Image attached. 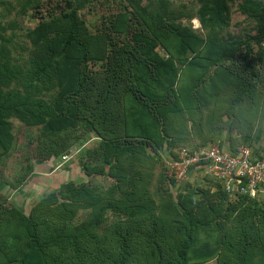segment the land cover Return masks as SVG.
I'll return each mask as SVG.
<instances>
[{
  "label": "rangeland",
  "instance_id": "rangeland-1",
  "mask_svg": "<svg viewBox=\"0 0 264 264\" xmlns=\"http://www.w3.org/2000/svg\"><path fill=\"white\" fill-rule=\"evenodd\" d=\"M0 1H3L0 5V35L4 36L0 37V48L5 45L4 51L0 49V64L6 58L10 65H14V69L29 70L31 61L40 57L39 53L34 52L38 46L36 43L41 37L53 43L55 34H59L63 26L58 24L59 28L55 30L38 27L39 12L45 11L44 5H39V12L26 8L22 13L21 5L24 0ZM33 1L41 3L44 0ZM159 1L154 0V4ZM204 1L169 0L164 10L174 21L180 19L183 24L196 31L195 34L208 39L213 37L214 32L209 31V24L203 25L200 16H203L204 22H208L213 12L210 8L217 3V6L220 5L221 0H206L205 4L210 8L209 11L207 9L202 12L200 7ZM243 1L226 2L227 11L221 10L219 14V22L223 24L221 29L214 30L223 37L222 42L226 44L234 43L239 38L246 39L255 33L254 21L238 10ZM125 4V0H90L78 13L87 31L96 35L110 19V15L120 11ZM132 29V26L128 28L129 34ZM116 34L117 41L114 44L122 43L124 35ZM100 38L91 39L89 52L97 59L88 62L90 70L100 71L99 62H106L105 59H99L104 48ZM132 43L136 44L135 41ZM249 44L251 53L248 64L241 61L240 53L236 57L226 58L218 70L210 65V69L204 74L208 76L196 89L190 88L193 83L188 73L179 76L175 87L181 88L183 94H176L178 102L170 104L169 112L156 116L153 132L158 134L156 139L159 145L155 147L151 140L140 142L147 147L149 158L143 159L145 162L139 166L140 171L137 174L134 173L136 168H133L137 166L135 158L143 155V151L140 149L135 153L136 151L117 150L118 161L111 164V171L115 175H122L119 184L108 174L85 175L83 165L84 162L103 161L98 131L102 125L109 132V125L113 120L109 121L106 116L124 113L122 109L129 108L131 101L134 103L130 90L126 93L121 90V86L114 87L109 105H106L98 101L103 98L100 92L103 86L89 82L74 97L77 99L76 103H72L71 100H66V79H58L53 73L51 81L46 78L44 83L38 81L40 91L30 92L33 99L45 101L48 105L55 104V107L62 105L63 101L69 103L60 107L65 114L58 120L46 117L42 123H36L34 121H39L38 117L33 119L29 116L25 119L10 115L6 118L9 127L0 133L3 142L0 148V200H4L7 208L13 207L26 216L33 215L39 227L49 218L47 223L51 224V241L58 242L51 245V264H55L52 260L55 254L73 256L75 253L74 246L67 242L73 235L60 239V233H67L72 227L92 219L99 213V207L105 208L102 210L103 221L95 228L98 241L84 242L80 250L84 261L80 264H91L92 256L97 257L99 264H114L119 246L117 234L125 233L128 229L133 230L132 236H127V242L132 247L128 264H150L157 261L151 245V235L160 244L162 255L172 257L170 252H174V247H170L185 237V229L189 227L186 219L189 211L193 214L190 223L194 224L193 241L187 249L189 264H219V259H223L221 255L229 253V245L234 246L239 240L238 234L245 226L244 205H235L236 201L232 198H227L228 206L222 203L217 181L202 171H193L180 185L168 183L162 172L164 157L173 149L192 148L212 142L222 145L220 139L224 138L225 127L229 130L230 143L264 144V41L257 44L251 39ZM154 49L167 56L160 45ZM134 56L135 54L130 56L129 64H134ZM177 68L183 69L182 64L178 63ZM152 74L154 75L153 72ZM220 74H223L220 78H214ZM132 76L127 80V85L132 88L145 85L152 87L151 90H161V86L150 85L141 76ZM214 80L224 81L221 85L224 88L217 94L213 92ZM1 87L6 88L5 85ZM172 107L174 111H171ZM131 112L114 120L116 126L114 124L112 128L119 135L123 134L125 128L137 129V124L131 120ZM108 189L109 196L119 207L123 203H146L149 211H154L159 218L156 228H152L153 223L150 220L140 224V229L136 228L134 222L143 215L146 217L144 207H140L143 213L141 215L137 212L126 215L118 208L108 206V200L113 201L109 196H106V200L104 198ZM182 194L191 195L197 202L175 204ZM229 195L231 196L230 193ZM17 219V216L11 214L9 222L4 224L13 230L18 225ZM59 243L63 245L62 249ZM263 250L261 243L256 241L249 250L251 264L258 263ZM2 253L0 249V261L4 258Z\"/></svg>",
  "mask_w": 264,
  "mask_h": 264
},
{
  "label": "trees",
  "instance_id": "trees-1",
  "mask_svg": "<svg viewBox=\"0 0 264 264\" xmlns=\"http://www.w3.org/2000/svg\"><path fill=\"white\" fill-rule=\"evenodd\" d=\"M205 1L200 7L202 12L207 9L209 11L210 8L205 4ZM232 1L234 0H221L220 5L217 6V3L210 8L213 12L208 22H204L203 16H200L203 25L209 24V31L214 32L212 38L205 39L195 34L196 31L192 30L190 26L183 24L179 18L176 22L174 18L168 15L164 9L167 7L169 0H160L157 4H154V0H125L126 4L122 6V9L112 13L110 19L104 23V27L100 31L96 32V35L87 31L84 21L81 20L78 13L90 0H53V2L44 0L41 3L33 0H24L21 5L22 13L26 11V8L39 12V7L44 5L45 11L39 12L38 27L40 29L50 27L55 30L59 28L58 24L63 27L59 34H55L56 37L53 43L48 42L45 37H41L39 42L36 43L38 46H36L34 52L39 53L40 57L36 61H31L29 70L28 68L25 71L21 68L14 69V65H10L6 58L2 59V64H0V76L2 77H0V133L9 127L6 118L10 115L22 116L25 119L29 116H32L33 119L38 117L39 121H34L36 123H42L46 117L58 120L64 116L65 113L60 107H64L69 101H63L62 105L55 107V104L48 105L45 101L35 100L30 96L32 94L30 92L36 91L37 93L40 91L38 81L41 80L44 83L46 82L44 78L51 81L53 73L58 79H66L67 98H70H66V100H71L72 103H76L77 99H74V97L90 82L103 86L100 91L103 94V98L98 101L109 105L113 88L119 85L123 92L127 93V90H130L134 103L131 101L129 108L122 109L124 113L118 112L117 115L106 116L109 121L113 120V122L109 125L111 127L109 132H106L102 125L98 131V135L101 138L100 147L102 148L101 157L103 161L99 163L84 162L83 172L85 175L108 174L119 184L122 175H115L111 171V164L118 161L117 150L136 151L135 153H137L141 149L143 155L135 158L137 166H133V168H136L134 170H137L134 173L137 174L140 171L139 166L142 164L143 159L149 158L147 147L140 142L151 140L155 147L159 145L156 139L158 134L155 131L153 132L156 116L161 113L166 114V111L169 112L170 104L178 102L176 94H183L181 88L175 87L179 76H185L188 73L190 81L193 83L190 88L196 89L199 87L200 82L208 76L204 74L211 66L218 70L226 58L236 57L240 53L241 61L248 64L251 53L250 40L252 39L253 43L257 44L264 41V2L244 0L238 10L245 14L248 19L254 21L255 33L246 39L239 38L234 43L226 44L222 42L223 37L217 35L218 33L214 29L216 28L217 31L221 29L223 23L219 22V14L222 12L221 10L227 11V3ZM2 2L0 1V5ZM221 19L225 20V18ZM131 26L133 31L129 34L128 28ZM98 33L100 35H97ZM116 33L124 35L123 42L120 44H114L117 41L115 40L117 39L116 35H118ZM99 36L104 46L99 59H105L106 62L103 64L99 62L100 71H95V69L90 70L88 68V62H93L97 59V57L90 54L89 46L92 44L91 39L99 38ZM0 37L3 38L4 36L1 34ZM133 41L136 42L135 45H133ZM158 45L161 46L167 56L159 54L154 49ZM4 47L5 45L0 49L4 51ZM132 54H135L134 64H129ZM178 63L182 64L183 69L177 68ZM151 67H153V71H151ZM248 69L252 72L250 67ZM151 72L154 75H151ZM219 72L223 73V71ZM6 74L9 75L7 76ZM221 75L223 74L216 75L214 78H220ZM131 76L135 78L141 76L150 85L157 84V86H161V90H151L152 87H146L145 85H136L132 88L127 85V80ZM24 80H27L25 84H23ZM97 80H100V84L97 83ZM222 82L224 81L222 80ZM222 82L214 80V94L224 88L221 86L223 85ZM1 85H5L6 88H2ZM245 89L248 88L245 87ZM189 97L193 96L189 95ZM213 97H216V95H213ZM214 102H216V99ZM56 108L58 109L56 110ZM129 111H132L131 120L137 124V129L134 130L132 127L125 128L123 134L119 135L112 128L114 124L116 126L114 120L118 116L124 117ZM171 111H174L173 107ZM25 112L28 113L25 115ZM171 115L173 114L171 113ZM130 138L135 140L130 141ZM237 145L234 142L231 143L230 149H235ZM241 145L256 149L264 146V144L258 146L257 144ZM2 146L3 142L0 138V148ZM173 153L174 149L166 156ZM163 168L162 173L165 180L168 183L177 185L173 179L167 177L165 165ZM214 179L217 181L222 203L224 202L228 206V199L232 198L236 201L235 205L237 203L244 205L243 210L245 211L243 215L245 226L242 227L243 231L238 234L239 240L234 246L229 245V253L224 256L221 255L223 259H219V264H251V253H249V250L254 243L258 241L264 247V195L252 197L238 193L230 196L223 188L222 182L216 178ZM105 193L104 198L106 200V196L110 194V189L105 191ZM3 202L4 200H0V249L3 251L2 257L4 258H1L0 264H51V245L53 243L58 244V242L57 240L51 241V224L47 223L49 218L46 221L44 220L42 226L39 227V223L36 222L33 215L26 216V214L13 207L7 208ZM185 202L194 204L197 200L191 195L182 194L175 204L183 205ZM108 204L110 207L118 208L120 212L126 215L128 213L134 214V212L141 215L143 213H141L140 207H144L146 208V217L143 215V217L134 222L136 228L140 229L139 225L144 224L147 220L153 223L152 228H156L159 218L154 211H149L146 203H141L140 201L131 204L123 203L122 207H119L114 200H108ZM104 208L99 207V213L92 219L72 227L67 233H60V239L73 235L67 242L74 246L75 253L73 256L65 255L64 253L53 255L52 260L55 264H80L84 261L80 251L81 247L84 242L98 239L95 228L103 221ZM11 214L18 218V225L13 230L4 224V222H9ZM192 217L193 214L189 211L186 214L189 227L185 229V237L170 247H174V252H170L172 257L162 255L160 244L155 241L153 235L150 236L151 245L157 256V261H153L150 264H189L187 249L193 241L194 224L190 223ZM132 231L128 229L125 233L119 232L117 234L119 246L117 247V257H114L116 261L114 264H128V258L132 254V247L127 242V236H132ZM63 245L59 243L61 249ZM260 257L257 264H264V250ZM90 263L99 264V261L97 257L92 256L90 257Z\"/></svg>",
  "mask_w": 264,
  "mask_h": 264
},
{
  "label": "built area",
  "instance_id": "built-area-1",
  "mask_svg": "<svg viewBox=\"0 0 264 264\" xmlns=\"http://www.w3.org/2000/svg\"><path fill=\"white\" fill-rule=\"evenodd\" d=\"M164 165L167 177L176 184L193 171H202L220 180L225 191L233 196L264 195V146L256 149L238 145L231 150L212 142L191 149L179 147L164 158Z\"/></svg>",
  "mask_w": 264,
  "mask_h": 264
},
{
  "label": "crops",
  "instance_id": "crops-1",
  "mask_svg": "<svg viewBox=\"0 0 264 264\" xmlns=\"http://www.w3.org/2000/svg\"><path fill=\"white\" fill-rule=\"evenodd\" d=\"M228 129L225 127V131H224V138L222 139H220L221 141H220V143H222V145H219L218 144V146L220 147V148H222V149H230V147H231V143H230V138H229V136H228ZM219 141V140H218ZM238 146V145H237ZM258 146V145H257Z\"/></svg>",
  "mask_w": 264,
  "mask_h": 264
}]
</instances>
